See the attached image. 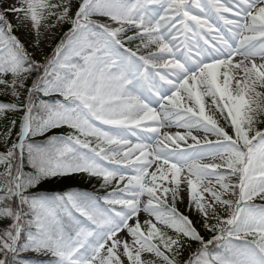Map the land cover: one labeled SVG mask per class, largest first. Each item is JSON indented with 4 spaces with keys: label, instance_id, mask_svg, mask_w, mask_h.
<instances>
[{
    "label": "snow or ice",
    "instance_id": "1",
    "mask_svg": "<svg viewBox=\"0 0 264 264\" xmlns=\"http://www.w3.org/2000/svg\"><path fill=\"white\" fill-rule=\"evenodd\" d=\"M0 264H264V0H0Z\"/></svg>",
    "mask_w": 264,
    "mask_h": 264
},
{
    "label": "trees",
    "instance_id": "2",
    "mask_svg": "<svg viewBox=\"0 0 264 264\" xmlns=\"http://www.w3.org/2000/svg\"><path fill=\"white\" fill-rule=\"evenodd\" d=\"M69 184H71L72 186H80L82 187L83 185L79 182V180H75V181H70Z\"/></svg>",
    "mask_w": 264,
    "mask_h": 264
},
{
    "label": "rangeland",
    "instance_id": "3",
    "mask_svg": "<svg viewBox=\"0 0 264 264\" xmlns=\"http://www.w3.org/2000/svg\"><path fill=\"white\" fill-rule=\"evenodd\" d=\"M11 18V17H10Z\"/></svg>",
    "mask_w": 264,
    "mask_h": 264
}]
</instances>
